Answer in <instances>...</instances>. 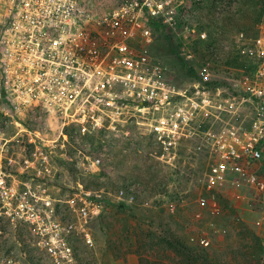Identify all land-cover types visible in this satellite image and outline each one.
<instances>
[{
	"label": "rangeland",
	"instance_id": "1",
	"mask_svg": "<svg viewBox=\"0 0 264 264\" xmlns=\"http://www.w3.org/2000/svg\"><path fill=\"white\" fill-rule=\"evenodd\" d=\"M227 2L183 8L201 19L198 34L185 38L176 35L179 30L173 22H163L160 0H85L81 5L71 3L70 12L85 15L87 33H92L88 35L99 31L104 50L117 40L135 53L146 51L149 65L167 67L166 77L183 79L177 83L182 86L189 83L186 67L177 58L183 49L196 48L199 60L209 47L232 51L237 31L246 32L253 43L254 5L247 0ZM79 22L71 19L74 48L82 39ZM131 30L135 36L128 35ZM230 50L225 61L229 68L214 73L220 83H226L228 72L249 62ZM116 89L122 107L116 122L110 117L113 102L107 101L111 95L104 93L100 126L86 134L71 123L65 141L60 118L42 113L33 129L43 141L33 134H18L22 153L31 162L18 165V181L15 164L11 176H1L6 180L0 183L4 187L0 188V264H113L128 262L129 254L137 257V264H264L255 214L247 211L251 190L226 187L211 214L207 205L197 202L203 195V165L182 161L175 169L161 165L155 157L154 135L142 124L143 114L125 105V85L119 82ZM129 117L134 122L127 121ZM33 144L38 148L34 150ZM94 160L98 167L89 166ZM81 210L88 213L86 219ZM200 237L210 244L199 245Z\"/></svg>",
	"mask_w": 264,
	"mask_h": 264
},
{
	"label": "built area",
	"instance_id": "2",
	"mask_svg": "<svg viewBox=\"0 0 264 264\" xmlns=\"http://www.w3.org/2000/svg\"><path fill=\"white\" fill-rule=\"evenodd\" d=\"M80 1L0 0V165L31 162L22 153L18 134H33L43 141L33 129L40 113L60 118V134L67 141L71 123L79 126L81 134L100 126L107 93L111 95L107 101L113 102L110 117L116 122L122 109L116 86L121 82L126 87L125 105L143 114L142 124L154 135L155 157L161 165L170 169L180 161L203 165V195L198 204L216 213V197L224 196L226 187L244 186L251 190L253 208L264 211V176L259 174L264 165V0H247L257 13L253 43L244 31L234 35L232 51L245 57L247 66L230 70L226 83H220L214 73L229 68L225 61L231 47L219 51L209 47L202 60L196 48L183 49L177 58L186 67L189 83L182 86L177 83L183 79L166 77L167 67L149 65L146 51L135 53L126 42L117 40L105 50L102 41L101 47L96 46L95 33H87L85 15L72 16L70 12L71 3L81 5ZM227 3L160 0L159 7L163 22H173L179 30L176 35L185 38L198 34L201 19L183 8ZM65 15L71 30L72 18L80 21L79 32L85 27L75 48L72 34L68 38L63 33ZM145 33L150 35L149 30ZM135 34L131 30L128 35ZM107 87L113 88L105 92ZM132 118L127 121L134 122ZM98 163L94 160L89 166L98 167ZM80 212L86 219L88 213ZM197 243L208 246L210 241L200 237Z\"/></svg>",
	"mask_w": 264,
	"mask_h": 264
},
{
	"label": "crops",
	"instance_id": "3",
	"mask_svg": "<svg viewBox=\"0 0 264 264\" xmlns=\"http://www.w3.org/2000/svg\"><path fill=\"white\" fill-rule=\"evenodd\" d=\"M259 174L264 176V165L261 166ZM252 205V204H251ZM250 205V207L248 208V210L245 208V210H247L250 214H255L254 217V224H255V231H256V238L259 239L258 241L260 242V244L262 246H264V211H259L255 208H252ZM245 223L248 222L247 220L244 221ZM247 225V224H246ZM259 258L261 259V261H264V254H260ZM127 261L128 262H124L123 260H116L115 262H113V264H137V257L134 254H129L127 256Z\"/></svg>",
	"mask_w": 264,
	"mask_h": 264
},
{
	"label": "flooded vegetation",
	"instance_id": "4",
	"mask_svg": "<svg viewBox=\"0 0 264 264\" xmlns=\"http://www.w3.org/2000/svg\"><path fill=\"white\" fill-rule=\"evenodd\" d=\"M83 3L85 2V0H82ZM80 1V2H82ZM64 2H70V0H64ZM66 17V21L64 22L63 24V33L64 35H66V37L69 38V36L71 35V25L69 23V16L68 15H65ZM84 26V24L82 25ZM84 31H85V27L82 29V31L79 32V34L81 36L84 35ZM99 31H96L95 32V44L96 46H99L101 47V39H100V35H99ZM69 42V40H68ZM12 166L11 165H7V164H2L0 165V180H6V179H3V177L5 178L6 176H11L12 175ZM14 176H15V179L18 181V164H16V167L14 168ZM3 176V177H1ZM1 188V187H0ZM16 189V193L18 192V185L17 187L15 188Z\"/></svg>",
	"mask_w": 264,
	"mask_h": 264
},
{
	"label": "trees",
	"instance_id": "5",
	"mask_svg": "<svg viewBox=\"0 0 264 264\" xmlns=\"http://www.w3.org/2000/svg\"><path fill=\"white\" fill-rule=\"evenodd\" d=\"M193 7H195V9H199V8H201V7H197V6H193ZM256 17H257V13H256ZM149 178V177H148ZM156 192H159V190L157 191V190H155Z\"/></svg>",
	"mask_w": 264,
	"mask_h": 264
}]
</instances>
